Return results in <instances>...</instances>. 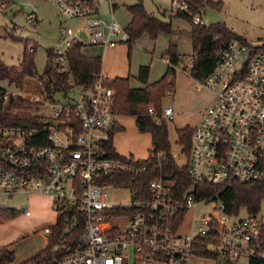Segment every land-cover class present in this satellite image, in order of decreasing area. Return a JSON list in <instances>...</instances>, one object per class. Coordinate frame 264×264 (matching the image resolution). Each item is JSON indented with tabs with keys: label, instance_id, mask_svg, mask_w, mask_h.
<instances>
[{
	"label": "built area",
	"instance_id": "2783aa9c",
	"mask_svg": "<svg viewBox=\"0 0 264 264\" xmlns=\"http://www.w3.org/2000/svg\"><path fill=\"white\" fill-rule=\"evenodd\" d=\"M54 1L66 18L85 21L83 26L60 27L51 51L58 72H70L68 54L75 45L105 53L130 41L127 29L115 18V0ZM10 2L3 0L0 10ZM104 5L109 21L101 18ZM171 11L190 15L185 0H172ZM191 18L195 26H209L206 14ZM37 21L34 13L27 17L28 25ZM164 60L169 65L170 60ZM106 79L102 73L89 89L71 80L69 93L75 95L63 94L64 103L51 101L45 93L34 96L29 101L47 123L40 130L0 125L4 162L0 213L21 193L35 192L53 203L54 221L38 230L45 236L48 255L33 264H191L195 257L215 264L264 262L260 211L232 220L235 214L227 212L218 196L199 199L193 188L178 194L163 177L150 182L140 198L128 186L108 183L112 178L147 175L148 167L132 156L114 158L105 148L118 115ZM201 87L216 92L193 128L183 165L188 175L195 183L223 189L235 183L264 184V44L233 40L222 46L212 75ZM172 89L170 83L167 96L174 93ZM18 97L21 92L5 90L6 103ZM149 112L155 113L153 108ZM174 117V109L164 107L162 118ZM34 133L46 134L49 146L32 145ZM109 189L129 190V207L108 202ZM201 206H211L212 213L198 214Z\"/></svg>",
	"mask_w": 264,
	"mask_h": 264
},
{
	"label": "rangeland",
	"instance_id": "374dc122",
	"mask_svg": "<svg viewBox=\"0 0 264 264\" xmlns=\"http://www.w3.org/2000/svg\"><path fill=\"white\" fill-rule=\"evenodd\" d=\"M10 5L5 11L0 10V58L8 67L19 66L26 50V42L35 48V65L37 75L27 77L23 88L17 90L15 86H8L0 81V88L10 93L21 92L26 100L43 93L41 78L48 64V52L59 40V29L62 26H83L85 21L72 20L63 16L54 0H10ZM142 2L147 13L164 23H170L172 0H115L117 9L115 17L118 23L128 29L131 23V15L128 12L129 6ZM211 2H222L224 4L221 16L227 27L243 37L249 44L261 46L264 44V0H208ZM3 0H0V5ZM102 15L106 21L110 20L107 13V5L102 6ZM36 14L38 22L35 25L27 24V17ZM173 33H160L156 40H152L148 34H143L133 42L131 48L129 43L104 55L101 48L86 47L84 53L90 56L102 58V71L108 79H129L131 89H141L143 85L137 80L141 67H150V84L159 82L167 71V64L164 62L167 56L169 45H177L181 62L176 75V94L164 96L163 107L179 106V117L173 121H167L169 127V140L176 162L179 166L186 163L187 153L181 152L178 144V130L193 129L204 117L206 108L210 105V99L214 91L201 87V83L193 82L190 66L194 63L195 53L192 42V24L186 19L172 18ZM15 39V40H14ZM84 39L88 42L87 32ZM123 57V58H122ZM187 70V72L185 71ZM173 89L175 87L173 86ZM172 89V90H173ZM74 93L68 94L70 98ZM54 100L65 102L67 98L62 93L54 95ZM37 106H15L5 104V113L11 117H36L40 118ZM117 127L113 136V145L116 152L122 157L132 156L136 161H146L152 149V138L149 134H141L137 130L135 118L132 116L117 115ZM107 200L112 204H121L129 207L131 195L129 190H106ZM36 204L41 207L42 213L46 211L47 224L55 219L52 203L49 198H35ZM28 195L22 193L15 195L6 205L10 209L22 211L28 204ZM198 214L212 213V207L201 206ZM260 214L264 216V200L261 203ZM248 217V210L243 208L239 214L232 217V220L245 219ZM24 220L10 219L9 221L0 218V250L8 248L14 253L15 260L12 264H22L33 255V251H40L45 248V236L41 233L35 236L23 238L22 228ZM191 264H215L211 260L192 258ZM237 264H249L247 259L240 260Z\"/></svg>",
	"mask_w": 264,
	"mask_h": 264
},
{
	"label": "trees",
	"instance_id": "16d2710c",
	"mask_svg": "<svg viewBox=\"0 0 264 264\" xmlns=\"http://www.w3.org/2000/svg\"><path fill=\"white\" fill-rule=\"evenodd\" d=\"M189 5L190 15L178 13L174 17L186 19L192 24L193 51L197 58L194 60L190 70L191 77L199 83L205 82L213 73L217 63V53L220 48L233 40L248 43L243 37L231 31L225 22L218 26H195L191 16L202 15L205 8L210 7L221 14L224 4L222 2H211L208 0H185ZM11 3V2H10ZM117 7V5L115 6ZM128 12L131 15V23L127 29L130 35L129 47L143 34H148L152 40H156L160 33L172 34L173 29L170 23H164L147 13L143 3L140 1L134 6H129ZM15 40V39H14ZM30 46V45H29ZM26 42L22 62L19 66L8 67L0 58V81L7 82L10 86L18 89L23 88L27 77L37 75L35 65V48L29 51ZM170 60L166 74L157 82L150 84V67H141L137 80L143 85L141 89H131L129 79H106L105 86L114 91V110L118 115L132 116L135 118L136 127L139 133L149 134L152 137V149L149 158L142 163L148 167L147 175L133 178L122 176V178H112L108 183L117 187L128 186L140 198L142 192L147 190L149 183L157 178L169 181L174 185L176 193L182 194L195 189L199 199L218 196L224 203L229 214H239L241 209L246 208L249 212H259L261 203L264 200V184L235 183L233 187L223 189L210 183H195L188 175L186 166L180 167L175 159L169 140V127L167 121L162 118L164 107L162 100L171 83L176 86L177 67L181 62L177 45L171 43L165 55ZM167 59V58H165ZM70 65L69 73H60L52 61V54L48 52V64L41 78L44 92L48 99L54 101L57 93L68 94L71 90L70 82L73 81L77 87L89 89L98 77L102 74V58L88 56L82 52L80 45H75L68 54ZM175 92V89H173ZM5 104L15 106H35L30 101L18 97L11 98L6 103L5 90L0 88V125L5 127H22L28 130H40L47 123L43 119L36 117H11L5 113ZM153 108L155 113L151 115L149 109ZM120 128L116 126L115 131ZM114 131V133H115ZM106 142L105 148L114 158H121L113 145V136ZM193 129L185 128L178 130V144L183 147V152L189 154L192 144ZM47 135L34 133L31 144L36 147L49 146ZM2 135L0 132V168L4 166L1 155ZM20 212L15 210H5L0 213L1 220L9 221L19 217ZM48 255V249L39 255L26 261L24 264L40 262ZM15 260L14 253L8 248L0 250V264H12ZM249 264H264V262H250Z\"/></svg>",
	"mask_w": 264,
	"mask_h": 264
},
{
	"label": "crops",
	"instance_id": "0c3cea01",
	"mask_svg": "<svg viewBox=\"0 0 264 264\" xmlns=\"http://www.w3.org/2000/svg\"><path fill=\"white\" fill-rule=\"evenodd\" d=\"M56 3V2H55ZM117 4L115 3V6H116ZM57 6V5H56ZM58 8V7H57ZM116 9H117V7H115V9H114V11L116 12ZM59 10V9H58ZM60 12V11H59ZM115 12H114V14H115ZM176 14H174V13H171V15L169 16L170 17V23H173V19L172 18H176V17H174ZM116 18V17H115ZM38 22V21H37ZM56 44V43H55ZM123 45H125V44H123ZM123 45H120V46H118V47H116V48H114V49H111V50H108V51H106L105 53H104V55H106L109 51H114V50H116V49H118V48H121V47H123ZM30 48L32 47L33 49H34V46L33 45H30L29 46ZM54 47V46H53ZM52 47V48H53ZM30 48H29V51H30ZM52 48L50 49V51H52ZM88 48H90V47H88ZM93 48H95V47H93ZM86 49L84 48V49H82V52L84 53V51H85ZM85 54V53H84ZM86 55V54H85ZM88 56H90V55H88ZM123 58V57H122ZM164 62L166 63V61L164 60ZM167 64V63H166ZM168 65V64H167ZM145 67H148V66H145ZM168 67V66H167ZM178 68V67H177ZM188 69V68H187ZM140 71V70H139ZM186 72H187V70H185ZM102 73H103V71H102ZM193 82H197L196 80H194L193 79ZM5 83H7V82H5ZM149 83H150V75H149ZM8 84V83H7ZM8 86H10L9 84H8ZM17 90H21V89H18V88H16ZM5 90V89H4ZM44 92V91H43ZM41 94H43V93H41ZM41 94H39V95H41ZM174 94H176V86H175V92H174ZM213 97H214V95L210 98V99H208L207 101L208 102H210V104H211V102H212V100H213ZM167 107H172L173 109H174V113H175V117H174V119H173V122L179 117V114H178V111H177V109L179 110V106L177 105H175L174 107L173 106H167ZM182 130V129H181ZM152 138V137H151ZM181 146V145H180ZM181 152H183V147L181 146ZM174 156H175V154H174ZM22 194V193H21ZM24 194H26V195H28V204L26 205V209H22V211H20V210H16V209H10V210H15V211H18V212H20V215H19V217H17V218H15L16 220L18 219L19 221H23L24 220V223H27V224H25V226H24V228H22L23 230H22V234L24 235V237L23 238H26V237H28V236H30V235H32V236H35V235H39V232H38V230H40V228H43L45 225H47V222H46V220H47V215H46V211H44L43 213H42V211H41V207L39 206V205H37L36 204V201H34V199L35 198H37V199H39V198H47V197H45V196H43V195H41V194H38V193H35V192H28V193H24ZM12 200V199H11ZM50 200V199H49ZM50 202L52 203V201L50 200ZM52 209H53V203H52ZM53 212H54V209H53ZM55 213V212H54ZM9 250V249H8ZM43 250H44V248L43 249H41L40 251H36V250H34L33 251V255H32V257L30 258V259H32L33 257H35V256H37V255H39L40 253H42L43 252ZM30 259H28V260H30ZM27 260V261H28ZM26 262V261H25ZM24 262V263H25ZM23 264V263H22Z\"/></svg>",
	"mask_w": 264,
	"mask_h": 264
},
{
	"label": "water",
	"instance_id": "95a60500",
	"mask_svg": "<svg viewBox=\"0 0 264 264\" xmlns=\"http://www.w3.org/2000/svg\"><path fill=\"white\" fill-rule=\"evenodd\" d=\"M205 13L208 17V25L209 26H218L222 22H224L222 16L219 13H217L216 11H214L213 9H211L210 7L205 8Z\"/></svg>",
	"mask_w": 264,
	"mask_h": 264
}]
</instances>
